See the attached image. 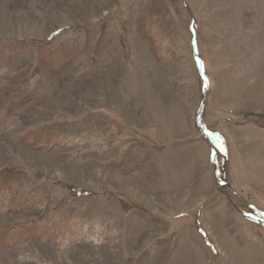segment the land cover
Returning a JSON list of instances; mask_svg holds the SVG:
<instances>
[{"label":"rangeland","instance_id":"1","mask_svg":"<svg viewBox=\"0 0 264 264\" xmlns=\"http://www.w3.org/2000/svg\"><path fill=\"white\" fill-rule=\"evenodd\" d=\"M0 264H264V0H0Z\"/></svg>","mask_w":264,"mask_h":264}]
</instances>
